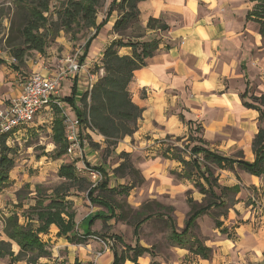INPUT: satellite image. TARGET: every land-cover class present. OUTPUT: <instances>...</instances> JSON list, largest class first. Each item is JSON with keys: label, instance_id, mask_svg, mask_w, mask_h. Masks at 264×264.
<instances>
[{"label": "crops", "instance_id": "crops-1", "mask_svg": "<svg viewBox=\"0 0 264 264\" xmlns=\"http://www.w3.org/2000/svg\"><path fill=\"white\" fill-rule=\"evenodd\" d=\"M251 7L248 0H144L138 3L142 26L149 17H155L162 19L168 29L156 32L160 39L158 50L147 59L145 66L134 71L128 86L132 101L142 109L137 134L150 131L159 136L158 129L166 133L182 132L188 130L187 121L191 120L194 126L200 125L201 137L208 149L231 157L242 153L247 161L254 159L252 138L257 132L258 112L243 105L241 94L248 83L249 94L258 90V95H264L261 84L264 81V36L258 30V23L246 18ZM117 13L113 11L106 22L108 30H111ZM152 33L155 30L146 32ZM115 37L112 33L104 39L105 42L101 39L103 43L101 40L91 43L92 50L82 61L84 68L63 80L69 92L64 94L61 91V95L64 107L75 114L72 119L78 118L75 107L80 94L88 90L102 73V69L94 71L93 65L100 66L104 47ZM119 53L130 54V48L122 47ZM42 55L37 53L41 59L35 65L29 63L28 76L39 72L49 77L58 69L51 68L50 59ZM11 61L12 58L8 62ZM2 68L6 67L1 66L0 70ZM14 76L12 73L14 88L12 86L8 93L7 103L21 92V82L27 77L18 79ZM73 90L72 104L64 97L72 96ZM7 103L0 101V107ZM89 133L96 142H103L97 133ZM233 152L237 153L232 155ZM233 168L216 169L218 183L227 187L237 185L236 194L240 196L243 193L244 199L249 196L251 203L244 206V199L236 202L233 215L229 213L223 223L226 234L216 227L212 230L211 238L205 241L212 250L211 257L204 259L184 248L169 246L167 256L162 253L154 258L158 264H264V177L242 170L234 181L227 173ZM188 183L193 184L191 180L182 178L171 186L181 193L189 188ZM89 214L79 224L74 216L75 229L86 230L84 218ZM57 230L55 226L54 235ZM53 238L57 241L51 248V257H41L36 264H73L75 260L112 264L110 245L93 235L81 243H71L57 235ZM3 261L0 257V264ZM151 261L148 254L138 257L140 264ZM13 264L27 263L18 261ZM124 264L132 263L126 260Z\"/></svg>", "mask_w": 264, "mask_h": 264}, {"label": "trees", "instance_id": "trees-1", "mask_svg": "<svg viewBox=\"0 0 264 264\" xmlns=\"http://www.w3.org/2000/svg\"><path fill=\"white\" fill-rule=\"evenodd\" d=\"M20 1L24 2V0ZM50 1L37 0L35 4H28L29 9L27 7L26 12L21 15L19 34L22 47L16 46L10 51L15 62L23 63L26 52L29 50L44 53L47 46V31L50 28L56 31L63 30L67 33L74 29L92 28L94 33L86 40L83 54L79 58L82 63L100 28L106 24L113 11L118 12L111 27V31L116 34V37L104 47L100 66L97 67V70L102 69V73L90 89L80 94L78 105L75 107L76 115L81 123L79 134L83 129L87 130L88 134H90L89 132L97 133L103 138L105 149L109 147L113 149L124 136L132 135L138 128L142 109L132 101L128 86L133 79L134 71L145 66L147 59L158 50L160 39L156 32L167 30L168 25L162 19L155 17H149L145 26L141 25L138 3L144 0H112L108 6L106 17L100 23H97V9L101 0H62L59 9L55 11V21H50L45 15L49 10ZM248 2L252 3V7L247 11L246 18L257 22L258 30L264 36V0H248ZM128 30L131 32L128 33ZM147 30H155V33L146 34ZM122 47H129L130 54H120L119 49ZM0 63H4L1 58ZM74 94L73 90L72 96L64 98L73 104ZM248 94L247 83L245 91L241 94L243 105L258 112L257 132L252 138L254 159L247 161L243 159L242 153L231 157L210 150L204 146L205 141L202 137L196 138L195 136L191 138L192 145L187 154H183L176 146L168 147L167 151L171 152H166L164 156L180 162L183 166L182 172H174V174L178 179L191 180L193 186L202 194V200L197 201L190 196L186 198L189 211L181 228L178 227L171 215H164L161 211L152 209V205H155L157 208L163 207L168 212H173L172 205L164 206L154 200L146 201L135 212L138 218L133 222L129 221L132 225L134 243H126L121 236L112 235L113 241L110 244L113 254L112 264H124L126 260L132 264H140L138 257L144 254L152 257L149 264H158L154 258L158 254L160 255V252H156L155 245H142L139 237L141 226L155 216L165 218L170 227L169 246L184 248L204 259L211 257V248L194 233V229L198 225L197 220L202 215L208 214L212 208L222 207L225 204L222 198L225 192L236 193L238 191L237 185L231 187L220 185L218 177L215 175L216 169H231L237 165L247 173L264 177V95ZM181 118L183 119L182 116ZM55 124L53 141L57 145L56 156L61 158L66 155L67 148L63 138L65 124L62 118L56 119ZM187 124L190 133L193 129L197 132L201 131L198 124H195L193 128V121L189 120ZM7 136V134L0 135V187L9 181V173L14 166L13 149L6 144ZM88 139L95 148L100 147V143L93 142L89 135ZM119 157L122 158V161L112 169V172L120 176H129L130 182L118 188L109 186V175L103 166L93 167L101 172L102 178L95 186H91V181L87 177L78 174L75 162L68 161L60 165L58 176L63 181L54 187L50 195L46 197L49 202L45 205V207L59 209V214L49 219V223L54 222L58 228L57 236H63L71 243H81L88 236L95 235L91 232L90 227L96 220L99 219L105 223L111 219L127 220L122 216L121 211L117 212L120 210L119 205L110 198L119 192L128 194L132 188L143 182L144 178L133 165L129 153L122 151L119 153ZM71 188L85 190L88 200L94 205L102 207L84 218L87 228L81 234L76 233L75 213L70 210V202L66 200V197L70 195ZM43 200H41L42 204ZM62 213H65V219L61 218ZM220 215L224 214L220 213ZM212 219L214 227L226 234L227 229L223 226L222 220L216 216H213ZM3 225L6 236L19 246L14 260L36 264L39 258L50 257L51 251L46 249L32 232L19 225L16 216L4 218ZM5 255H13L11 244L9 241L0 240V257ZM73 264L90 263H81L75 260Z\"/></svg>", "mask_w": 264, "mask_h": 264}, {"label": "rangeland", "instance_id": "rangeland-1", "mask_svg": "<svg viewBox=\"0 0 264 264\" xmlns=\"http://www.w3.org/2000/svg\"><path fill=\"white\" fill-rule=\"evenodd\" d=\"M36 1L0 0V58L4 61V63H0V67H6L0 70V101L3 103H7L8 93L14 88L11 74L13 73L15 75L14 77H18V79L19 77L23 78L28 76L29 63L35 65L41 59L37 57V53L34 50H29L26 52L23 63H17L14 60L8 62L12 58L10 54L11 49L16 46L22 47L19 34L21 15L26 12L28 4H35ZM61 1L51 0L49 2V10L45 15L50 21L56 20L55 11L59 9ZM109 4L110 0H101L97 9L98 23L106 17ZM47 32V46L42 56L50 59L51 68H58L67 57L79 61L84 51V44L94 33V29H74L67 33L63 30L56 31L50 28ZM129 32L131 30H128ZM109 34H112V31L108 30L107 25L104 24L92 43H96V40L100 41L101 39L104 41ZM102 40L101 43H103ZM91 50L90 46L88 52ZM92 68L96 71L97 65H93ZM261 84L263 85L262 91L264 93V81ZM62 85V93L69 92L65 81L62 82ZM259 92L257 90L255 94L258 95ZM64 109L65 115L69 119L75 116L74 112L66 108V106ZM61 118L63 119V116L58 109L53 108L49 111H44L30 125L20 128L6 140V144L13 149L14 166L9 173V181L0 187V240L10 242L13 255H5L3 257V264L18 262L14 260V255L18 252L19 246L4 233L3 221L7 216H16L19 225L32 232L46 249L51 251L52 246L56 243L57 239L53 238L57 235V232L56 235L53 234V229L56 224L54 222L49 223V219L59 214V209L45 207V205L49 202L46 197L50 195L54 187L63 181L58 176V170L63 162H75L76 166L80 169V171L77 170L78 174L88 179L90 178L86 174L85 165L103 166L109 175V186L118 188L130 182L129 176H120L112 172V169L122 161L119 153L124 151L130 154L133 165L140 171L144 178L143 182L137 184L128 194H121L119 192L110 198L113 199L115 204L119 205L120 210L117 212L120 213L121 211L122 216L127 219L126 221L111 219L105 223L98 219L90 227L91 232L95 233L93 236L106 243L107 246L113 241L112 235L114 234L121 236L126 243H134L132 225L129 221L133 222L138 218L135 212L146 201L154 200L164 206L172 205L174 208L173 212H168L163 207L157 208L155 205H152V209L161 211L164 215H171L175 219L178 227L181 228L189 211L186 198L190 196L198 201L202 200L203 196L198 194L196 187L192 183L191 185L188 183L189 188L183 190L181 193L176 192L175 187L171 186L177 184L179 180L174 172L180 173L183 167L176 160L166 159L164 156L166 152H171L170 150L167 151L168 147L174 146L179 151H182L183 154H187L192 145L191 138L194 136L196 138L201 137L202 131L197 132L193 129L192 133H190L185 129L182 132L166 133L158 129L157 132L161 134L156 136L150 131L137 134V129L132 135L124 136L115 148L112 149V147H109L105 149L104 142L100 144L99 148L91 145L88 135L93 142H96V138L83 129L80 134L82 143L81 154H66L58 158L55 152L57 145L53 141V136L56 119ZM63 138L67 145L65 128ZM91 152L92 155L90 154ZM236 153L233 152L232 155ZM241 171V168L235 166L232 170L227 171V173L235 181V178H239L238 174ZM228 177L225 178L227 182L229 180ZM216 191L218 192V190ZM237 196L233 191L225 192L222 197L225 204L220 208H212L208 214L202 215L197 220L198 225L194 229V233L204 243L208 238H211L210 233L215 228L212 219L213 216L218 217L224 223L229 213L233 215L232 209L236 202L245 197L243 193L238 196V199L236 198ZM42 199H44L43 204ZM66 200L70 202V210L75 212V221L77 224H79L80 220L86 214L92 213L97 209H102L101 206L94 205L88 200L85 190L71 188L70 195L66 197ZM243 202L244 206L250 204V197L247 196ZM220 213L224 215L221 216ZM60 216L62 219L66 218L65 213H62ZM169 232L170 227L165 218L155 216L141 226L139 234L140 243L144 246L155 245L156 252H160V254L164 253L167 256L170 249L168 244ZM76 233L81 234L82 229L80 227L76 228Z\"/></svg>", "mask_w": 264, "mask_h": 264}, {"label": "built area", "instance_id": "built-area-1", "mask_svg": "<svg viewBox=\"0 0 264 264\" xmlns=\"http://www.w3.org/2000/svg\"><path fill=\"white\" fill-rule=\"evenodd\" d=\"M83 68L82 63L67 57L49 77L39 72H32L23 79L21 92L11 97L5 106L0 107V135L7 134V139H9L8 137L14 135L20 128L30 125L42 112L58 108L65 124L66 154L78 153L80 155L82 143L78 129L81 123L78 118L69 119L65 111H62L64 103L61 86L63 80L72 74H77ZM93 167L85 165L86 174L91 179V186H95L102 178L101 172ZM77 170L80 171L79 167Z\"/></svg>", "mask_w": 264, "mask_h": 264}]
</instances>
